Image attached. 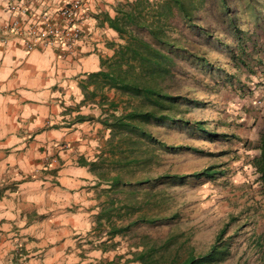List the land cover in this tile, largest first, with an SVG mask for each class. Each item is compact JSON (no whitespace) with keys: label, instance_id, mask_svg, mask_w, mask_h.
Listing matches in <instances>:
<instances>
[{"label":"rangeland","instance_id":"rangeland-1","mask_svg":"<svg viewBox=\"0 0 264 264\" xmlns=\"http://www.w3.org/2000/svg\"><path fill=\"white\" fill-rule=\"evenodd\" d=\"M226 4L205 0L191 22L175 11L165 28L172 46L157 45L146 31L132 32L173 61L167 75L143 78L173 100L156 107L106 87L116 95L113 102L106 95L97 132L101 158L91 168L104 185L95 192L104 205L97 231L114 235L108 249L124 252L120 260L137 259L171 238L166 257L179 251L180 260L199 258L218 244L221 254L212 264H264V186L254 163L264 131V0ZM131 111L164 116L136 124L182 149L105 125ZM208 168L212 177H190ZM6 188L14 187L0 185V194ZM141 218L147 221L132 224Z\"/></svg>","mask_w":264,"mask_h":264},{"label":"crops","instance_id":"crops-1","mask_svg":"<svg viewBox=\"0 0 264 264\" xmlns=\"http://www.w3.org/2000/svg\"><path fill=\"white\" fill-rule=\"evenodd\" d=\"M136 1L90 0L92 36L75 59L28 53L16 40L0 46V185L14 187L0 194V264H139L120 260L124 252L108 249L114 235L97 231L104 185L91 168L106 95L113 102L116 92L90 75L125 41L108 20ZM8 19L0 12V28Z\"/></svg>","mask_w":264,"mask_h":264},{"label":"trees","instance_id":"trees-1","mask_svg":"<svg viewBox=\"0 0 264 264\" xmlns=\"http://www.w3.org/2000/svg\"><path fill=\"white\" fill-rule=\"evenodd\" d=\"M220 2L227 9L226 0H220ZM204 3L205 0H163L160 3L138 0L133 4L121 7L118 10L117 17L108 21L112 28L117 29L124 36L126 34L127 44L117 51L114 59L107 65L106 71L90 75L92 84L97 88H114L126 95L145 99L156 107H161L162 102L160 100H173V98L163 95L161 91L143 81L144 77L155 79L167 75L170 71L168 66L173 64V61L156 49L152 43L139 38L132 32L135 30L146 31L157 45L172 46L166 36V21L176 11L184 20L191 22L193 11L198 10ZM103 64L105 65V63ZM152 119L160 122L164 120V116H158L157 112L131 111L121 116H113L112 121H105V125L113 132L136 135L147 141L162 145L166 149H182V147L165 146L136 124ZM260 151V157L254 163L257 173L260 175V181L264 186V131L260 137ZM214 174L212 168H208L190 177H212ZM185 177L175 176L173 178L184 179ZM113 181L118 183L120 180L114 178ZM145 221L147 220L141 218L136 222H132V224ZM172 242V239L169 238L161 246H149L137 257L136 261L140 264H212L222 250V247L214 244L209 252L202 257L197 258L193 254H189L185 259L180 260L179 251L168 257L164 254V252L170 250L173 245Z\"/></svg>","mask_w":264,"mask_h":264},{"label":"built area","instance_id":"built-area-1","mask_svg":"<svg viewBox=\"0 0 264 264\" xmlns=\"http://www.w3.org/2000/svg\"><path fill=\"white\" fill-rule=\"evenodd\" d=\"M6 20L0 28V46L16 40L28 52L52 50L56 59L78 58L92 36L90 0H0Z\"/></svg>","mask_w":264,"mask_h":264}]
</instances>
